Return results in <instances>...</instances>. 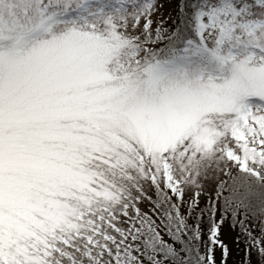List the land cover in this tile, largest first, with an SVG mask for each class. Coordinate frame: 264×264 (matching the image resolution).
Returning a JSON list of instances; mask_svg holds the SVG:
<instances>
[{
    "label": "snow or ice",
    "instance_id": "obj_1",
    "mask_svg": "<svg viewBox=\"0 0 264 264\" xmlns=\"http://www.w3.org/2000/svg\"><path fill=\"white\" fill-rule=\"evenodd\" d=\"M234 253L264 264V0H0V264Z\"/></svg>",
    "mask_w": 264,
    "mask_h": 264
},
{
    "label": "rangeland",
    "instance_id": "obj_2",
    "mask_svg": "<svg viewBox=\"0 0 264 264\" xmlns=\"http://www.w3.org/2000/svg\"><path fill=\"white\" fill-rule=\"evenodd\" d=\"M173 7L174 5H169L166 3L165 7L161 9V12L163 13V15L157 14L156 16L153 17L154 21L155 20H165L166 25H168L169 23H172L171 21L175 18V13L172 12ZM170 12H172L171 17L169 16ZM237 258H238L237 253H234L233 257L230 260V264H233V262L237 260Z\"/></svg>",
    "mask_w": 264,
    "mask_h": 264
},
{
    "label": "trees",
    "instance_id": "obj_3",
    "mask_svg": "<svg viewBox=\"0 0 264 264\" xmlns=\"http://www.w3.org/2000/svg\"><path fill=\"white\" fill-rule=\"evenodd\" d=\"M171 22H173V20L171 21ZM170 24H172V23H169L168 25H170ZM168 25H166V26H168ZM240 254L239 253H237V256H239Z\"/></svg>",
    "mask_w": 264,
    "mask_h": 264
}]
</instances>
